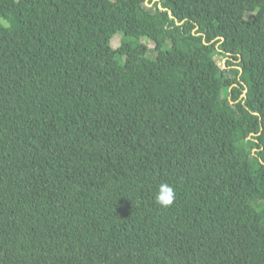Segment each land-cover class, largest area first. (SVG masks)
Masks as SVG:
<instances>
[{
	"label": "trees",
	"instance_id": "obj_1",
	"mask_svg": "<svg viewBox=\"0 0 264 264\" xmlns=\"http://www.w3.org/2000/svg\"><path fill=\"white\" fill-rule=\"evenodd\" d=\"M0 18V264H264V0Z\"/></svg>",
	"mask_w": 264,
	"mask_h": 264
},
{
	"label": "clouds",
	"instance_id": "obj_2",
	"mask_svg": "<svg viewBox=\"0 0 264 264\" xmlns=\"http://www.w3.org/2000/svg\"><path fill=\"white\" fill-rule=\"evenodd\" d=\"M13 27L11 18L5 20L0 18V29L11 30ZM176 198L175 189L168 183H161L155 195V202L160 207H170Z\"/></svg>",
	"mask_w": 264,
	"mask_h": 264
},
{
	"label": "rangeland",
	"instance_id": "obj_3",
	"mask_svg": "<svg viewBox=\"0 0 264 264\" xmlns=\"http://www.w3.org/2000/svg\"><path fill=\"white\" fill-rule=\"evenodd\" d=\"M199 26H200L201 29L204 28V23H203L202 20H199ZM121 38H122V35H118L116 37L117 41L121 40ZM146 42L149 45V47L151 48L152 56H155V52L153 51V49L155 48V43L153 41H151V40H147ZM254 163L257 165L256 161H254Z\"/></svg>",
	"mask_w": 264,
	"mask_h": 264
}]
</instances>
